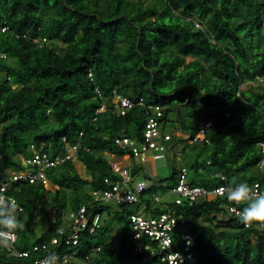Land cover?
Wrapping results in <instances>:
<instances>
[{
	"label": "trees",
	"instance_id": "obj_1",
	"mask_svg": "<svg viewBox=\"0 0 264 264\" xmlns=\"http://www.w3.org/2000/svg\"><path fill=\"white\" fill-rule=\"evenodd\" d=\"M257 77H264V0H0V179L7 170H23L22 158L35 152L54 157L77 146L79 159L48 170L46 183L10 185L8 196L24 209L15 248L46 246L59 258L75 253L72 264H169L147 237L148 248L134 251L129 213L117 230L103 223L95 234L83 232L78 247L58 248L51 239L64 214L92 201L91 190H108V182L120 179L105 154L126 157L130 152L115 140L142 136L147 109L140 100L162 109L161 134L171 137L161 139L163 159L172 158L180 140L165 129L177 113L182 134L197 149L190 167L183 166L192 186L213 189L235 180L264 189L258 146L264 142V82ZM113 91L136 106L121 115ZM104 101L106 111L96 115ZM180 168L154 183L152 176L143 178L149 188L133 213L154 217L170 210L184 220L192 236L184 264H264V224L245 227L227 210L243 205L223 198L192 206L163 201L160 195L177 186ZM110 205L98 206L99 213H112ZM118 207L114 213L129 210ZM40 211L51 222L38 234ZM172 237L183 249L182 232ZM34 258L8 257L0 247V264H32Z\"/></svg>",
	"mask_w": 264,
	"mask_h": 264
},
{
	"label": "built area",
	"instance_id": "obj_2",
	"mask_svg": "<svg viewBox=\"0 0 264 264\" xmlns=\"http://www.w3.org/2000/svg\"><path fill=\"white\" fill-rule=\"evenodd\" d=\"M194 25L198 29L203 28L202 24L198 21L194 22ZM3 31H5V29ZM89 77L93 79V74L90 73ZM256 79L260 83L264 82V77H257ZM95 93L97 97L101 99L102 92L99 88H96ZM107 99L109 100V98ZM106 101L101 104L100 109L96 111V115L106 111ZM112 103L114 107L120 111L121 115L127 114L136 106L131 100L119 95L116 91H113ZM137 105L144 106L147 109L146 124L142 136L139 139L130 137L117 138L115 143L122 150H128L130 152L126 157L135 159L140 164H145L149 160V154L152 155L153 160L159 161L160 158H164L167 151L161 139H163V141L171 140L170 136L163 137L161 134V123L159 119L163 116L162 109L159 106L145 105L142 100H140ZM209 125H207V127ZM258 146L263 155V160L259 165L261 169L264 166V142L260 143ZM175 153L176 152H172L170 154L172 158L175 156ZM177 155L180 156V153ZM77 160V147H68L65 151L58 153L54 157L44 152H35L30 158H22L21 163L25 167L23 170L10 171L7 176L1 177L0 186H3L4 191L0 193V195L16 200L14 197L8 196L7 194L12 183L20 181H26L29 184H35L37 182L46 183L48 170L66 161L75 162ZM111 165L114 173H116L120 179L115 182H108V190H92L90 192L92 201L88 205H83L78 210L64 214L62 216L63 224L57 229V236L51 239V245L58 248L63 244L66 246L78 247L83 232L95 234L97 230L104 225L102 215L98 211V206L101 204L115 203L117 206H123L129 209L140 203V196L149 188L148 182L135 180L128 167H123L113 162ZM180 169L181 174L178 184L170 191V194L173 195V204H188L192 206L211 198L226 199V194L222 192L221 189L230 185L225 184L213 189L192 186L188 179L187 169L183 166ZM217 176L220 177V175ZM221 180L225 182L226 178L221 176ZM250 187L254 191L264 193V189H262V185L259 183ZM155 200L159 202L161 198L155 197ZM227 210L230 215L240 217L239 213L242 209H238L234 206H227ZM128 220L134 237L132 245L135 252L140 253L148 248L143 241V238L147 237L152 242H156L159 245L160 251L166 254L163 261H167L169 264H173V254L176 253L182 257V264L186 262L185 254L188 258L191 257L190 246L192 236L188 232L189 227L185 225L184 220L173 216L170 210L154 217H147L142 212L131 213ZM176 229L182 232V238L185 241V245L181 250L174 247L172 232ZM11 240L12 248H4L8 257L19 260H31L32 256L36 255L32 264H42L50 253L56 256L55 264H72L73 260H76L75 253L64 254L59 258L55 253V249L51 251L48 247L46 248V246L41 248L39 245H35L30 250L20 251L15 248L17 235L15 234ZM169 244H171V247H169Z\"/></svg>",
	"mask_w": 264,
	"mask_h": 264
},
{
	"label": "clouds",
	"instance_id": "obj_3",
	"mask_svg": "<svg viewBox=\"0 0 264 264\" xmlns=\"http://www.w3.org/2000/svg\"><path fill=\"white\" fill-rule=\"evenodd\" d=\"M184 141H186V139H184ZM68 147L77 146H67L66 148ZM107 154H109L108 157L112 158H125H119L110 153H106L105 155L107 156ZM78 160L74 163H77ZM110 163H112L111 160ZM8 172H10V170L4 172L3 176H7ZM3 191V186H0V193ZM221 191L226 194V199L228 201L243 205L239 213L242 224L245 226H251L254 223L264 224V193L254 191L246 182H236L235 180L232 181L230 186L222 188ZM23 211L24 209L16 200L0 195V247L6 249L12 248L11 238L25 227L21 219ZM169 247H171V244H169ZM55 261L56 256L50 253L42 264H55ZM173 264H182V257L178 253L173 254Z\"/></svg>",
	"mask_w": 264,
	"mask_h": 264
},
{
	"label": "rangeland",
	"instance_id": "obj_4",
	"mask_svg": "<svg viewBox=\"0 0 264 264\" xmlns=\"http://www.w3.org/2000/svg\"><path fill=\"white\" fill-rule=\"evenodd\" d=\"M165 129H166V132H168L174 136L175 140L180 139L177 147L174 149L173 152H177V154L180 153L181 156L177 155L175 163L177 164V166H179V168L182 166L189 168L190 164L196 158L195 154L197 153V149H194L191 146V143H189L187 138H186V141H184L185 135L182 134V132L180 130V125L178 123L177 113H171L170 114L169 122H167V124L165 125ZM107 156H109V154H107ZM126 158H127V160L129 159L128 157H126ZM162 158H160L159 161H155L152 159V155L149 154V160L145 164H143L141 166L133 165V167H134L132 170L133 173L136 171L134 169H138V168H139V170H140V168H143L145 170V173H146V174L143 173V171H141L138 175H137V173H134V175H137L136 177H138L137 180L140 181V180H143V178L149 177V176H152L149 178H151L150 181L153 183H154V181L152 178H154L156 181L168 179L171 176L172 169L174 168V166H172V162H170L169 159H163V161H162ZM108 159L111 160V162L117 163L123 167L126 166L125 165V158L118 159V158L108 157ZM77 169H78L79 175H81L84 178L88 177L86 170L83 168V166L78 164ZM169 182H170V180H168V182H166L165 184L167 185V184H169ZM160 197L165 202L171 203L173 201V195L170 194L169 192L166 193L165 195L164 194L160 195ZM110 209L112 210V213L105 212L102 216V220H103L104 224L112 225L115 230H117L121 226L120 223L125 218V216H126L125 220L127 221L128 213L131 214V213L135 212L133 208H129V210L124 212V213H122V212L121 213H117V212L114 213L115 212L114 210L118 211L120 209L115 203H111ZM219 219L222 220V218H219ZM50 222L51 221L45 215V213H42V211H40V216L38 217L37 221L35 222L36 232L39 234L42 230L49 227L48 225H50Z\"/></svg>",
	"mask_w": 264,
	"mask_h": 264
},
{
	"label": "crops",
	"instance_id": "obj_5",
	"mask_svg": "<svg viewBox=\"0 0 264 264\" xmlns=\"http://www.w3.org/2000/svg\"><path fill=\"white\" fill-rule=\"evenodd\" d=\"M152 159H153V157H152ZM171 161H172V163H173V166L176 168V169H178L179 168V166H177V164L175 163V161L173 160V158H169ZM162 161H163V159H162ZM125 167H128L129 168V170H133V165H137V166H139L138 165V163L136 162V161H133L132 159H128L127 160V158L125 157ZM134 170H138V169H134ZM133 172V171H132Z\"/></svg>",
	"mask_w": 264,
	"mask_h": 264
}]
</instances>
